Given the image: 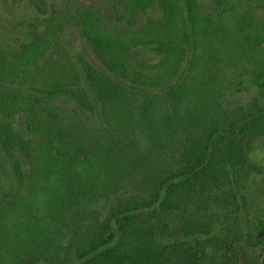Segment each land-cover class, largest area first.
I'll return each mask as SVG.
<instances>
[{"label":"trees","instance_id":"trees-1","mask_svg":"<svg viewBox=\"0 0 264 264\" xmlns=\"http://www.w3.org/2000/svg\"><path fill=\"white\" fill-rule=\"evenodd\" d=\"M0 264H264V0H0Z\"/></svg>","mask_w":264,"mask_h":264}]
</instances>
